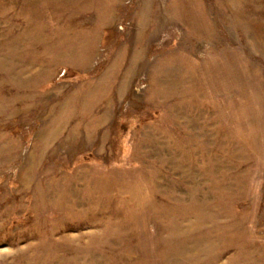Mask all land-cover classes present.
Instances as JSON below:
<instances>
[{
	"label": "rangeland",
	"instance_id": "374dc122",
	"mask_svg": "<svg viewBox=\"0 0 264 264\" xmlns=\"http://www.w3.org/2000/svg\"><path fill=\"white\" fill-rule=\"evenodd\" d=\"M0 264H264V0H0Z\"/></svg>",
	"mask_w": 264,
	"mask_h": 264
}]
</instances>
